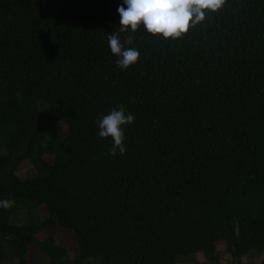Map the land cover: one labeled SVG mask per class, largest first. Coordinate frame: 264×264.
I'll list each match as a JSON object with an SVG mask.
<instances>
[{"label":"trees","instance_id":"1","mask_svg":"<svg viewBox=\"0 0 264 264\" xmlns=\"http://www.w3.org/2000/svg\"><path fill=\"white\" fill-rule=\"evenodd\" d=\"M121 4L0 0V264H264V0L181 40L120 34L127 70ZM119 105L135 120L112 156L96 121Z\"/></svg>","mask_w":264,"mask_h":264},{"label":"clouds","instance_id":"2","mask_svg":"<svg viewBox=\"0 0 264 264\" xmlns=\"http://www.w3.org/2000/svg\"><path fill=\"white\" fill-rule=\"evenodd\" d=\"M227 0H122L117 8L119 14L118 32L107 35L111 53L118 57L116 65L121 70H127L139 60V52L132 45L134 37L125 35L121 42V35L136 33L141 28L163 41L181 40L191 29L207 19L209 13H217L226 5ZM135 116L125 112L123 105L114 108L109 114L96 121L100 138H111L113 141L110 154L116 156L126 153L124 145V126L134 122ZM15 205L14 199L0 200V208L10 209Z\"/></svg>","mask_w":264,"mask_h":264},{"label":"rangeland","instance_id":"3","mask_svg":"<svg viewBox=\"0 0 264 264\" xmlns=\"http://www.w3.org/2000/svg\"><path fill=\"white\" fill-rule=\"evenodd\" d=\"M51 160V158H50ZM35 170L32 167V165L28 162L24 163L21 165L20 170L18 172V175L24 179V178H29V177H33L35 176ZM22 216V217H21ZM24 213L22 212H15L12 215L11 218V223L12 224H22L24 223ZM36 218L40 219V220H45L48 217V213H47V209L45 207H40L39 209H37L36 212ZM37 220V219H36ZM44 235H42L41 237H43ZM222 254H225V259L229 262L231 261V257L229 254L226 253L225 248L220 250ZM32 258L33 260H37L38 259V251L36 248L33 249L32 251ZM185 264H204L205 260L203 259L202 255H197V256H188L185 257L184 259ZM260 263V259L258 258V256L256 255H252V256H248L243 258V263L242 264H259ZM13 264H17V260L13 261Z\"/></svg>","mask_w":264,"mask_h":264}]
</instances>
